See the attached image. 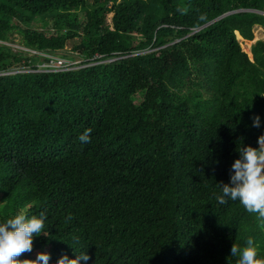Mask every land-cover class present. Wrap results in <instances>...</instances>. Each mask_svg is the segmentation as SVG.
<instances>
[{"label":"trees","instance_id":"trees-1","mask_svg":"<svg viewBox=\"0 0 264 264\" xmlns=\"http://www.w3.org/2000/svg\"><path fill=\"white\" fill-rule=\"evenodd\" d=\"M37 18L52 27L31 29ZM255 26L264 0H0L1 42L16 29L64 57L76 40L81 58L0 76V219L44 211L48 234L14 258L52 264L72 246L87 264H234L248 236L264 255V223L214 197L235 140L255 147L264 131V41L251 59L238 41ZM43 59L0 43V69Z\"/></svg>","mask_w":264,"mask_h":264},{"label":"clouds","instance_id":"clouds-1","mask_svg":"<svg viewBox=\"0 0 264 264\" xmlns=\"http://www.w3.org/2000/svg\"><path fill=\"white\" fill-rule=\"evenodd\" d=\"M261 123L259 114L251 116V126L260 127ZM88 132L85 129L77 138L87 142ZM234 150L238 155L230 165L228 182H216L219 192L214 194L215 200L219 204L238 200L247 212L255 214L258 223H264V131L258 134L255 147L245 144L242 136L238 137ZM45 219L44 211L28 214L23 210L0 219V264H49L46 251L37 252L34 259L14 258L32 249L34 237L48 236L44 230ZM71 248L72 256L62 253L52 264H87L89 255L86 249L76 251ZM229 256L234 258V264H264V255L260 254L258 244L251 236L239 246L232 243Z\"/></svg>","mask_w":264,"mask_h":264},{"label":"built area","instance_id":"built-area-1","mask_svg":"<svg viewBox=\"0 0 264 264\" xmlns=\"http://www.w3.org/2000/svg\"><path fill=\"white\" fill-rule=\"evenodd\" d=\"M0 43H5L1 42ZM18 51H23L28 53V55H40L43 59L41 62H38L35 66H23L21 67V63L11 66L8 69H0V76L17 74L21 72H65L72 69H76L81 62V60H73L64 58L58 55L39 52L36 50H32L26 47H17ZM28 64H30L28 62Z\"/></svg>","mask_w":264,"mask_h":264},{"label":"rangeland","instance_id":"rangeland-1","mask_svg":"<svg viewBox=\"0 0 264 264\" xmlns=\"http://www.w3.org/2000/svg\"><path fill=\"white\" fill-rule=\"evenodd\" d=\"M87 3L91 4V0H87ZM78 16H79L80 21L84 20L83 12H80L78 14ZM51 27H52V24H51L50 20H48L47 23H44L43 20L39 19V18L35 19L30 25V28L35 29V30L50 29ZM257 33L260 37V40L264 41V36L262 35L263 31L258 30L257 26H255L253 28L254 38H253V40H251L252 42L247 43V42H243V41L238 40L240 43V47H241L242 51H244L250 59H251L250 47L257 40L258 36H255V34H257ZM6 41L7 42L1 43V44L8 46L11 49V51H13V52L18 51L17 47H19V46L23 47V45L21 44L22 43L21 35L16 29L11 30V32L8 34V38H6ZM75 43H76V40H74L72 42H68L65 49L59 51L58 53L63 54L64 57L72 58L73 60H81L77 51H75L73 49V45ZM4 49H6V48H4ZM141 95L142 94H139V97H141Z\"/></svg>","mask_w":264,"mask_h":264},{"label":"water","instance_id":"water-1","mask_svg":"<svg viewBox=\"0 0 264 264\" xmlns=\"http://www.w3.org/2000/svg\"><path fill=\"white\" fill-rule=\"evenodd\" d=\"M229 13H232V12H227V13L223 14L222 16L227 15V14H229ZM222 16L217 17L216 19L212 20L211 22L216 21L217 19L221 18ZM211 22H209V23H211ZM209 23H207V24H209ZM207 24H205V25H207Z\"/></svg>","mask_w":264,"mask_h":264},{"label":"bare ground","instance_id":"bare-ground-1","mask_svg":"<svg viewBox=\"0 0 264 264\" xmlns=\"http://www.w3.org/2000/svg\"><path fill=\"white\" fill-rule=\"evenodd\" d=\"M258 30H261L260 28H258ZM255 36H258V38L257 39H260V37H259V35H258V33L257 34H255ZM264 36V35H263ZM240 41V40H239ZM252 42V41H251Z\"/></svg>","mask_w":264,"mask_h":264},{"label":"crops","instance_id":"crops-1","mask_svg":"<svg viewBox=\"0 0 264 264\" xmlns=\"http://www.w3.org/2000/svg\"><path fill=\"white\" fill-rule=\"evenodd\" d=\"M257 28H260V29H261V31H263V33H264V30H263L261 27L257 26ZM263 33H262V35H264Z\"/></svg>","mask_w":264,"mask_h":264}]
</instances>
